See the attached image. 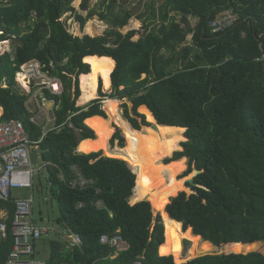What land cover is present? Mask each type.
<instances>
[{
	"label": "trees",
	"instance_id": "1",
	"mask_svg": "<svg viewBox=\"0 0 264 264\" xmlns=\"http://www.w3.org/2000/svg\"><path fill=\"white\" fill-rule=\"evenodd\" d=\"M76 1L0 2L2 120L24 124L36 143L34 160L45 164L59 210L57 224L83 241L74 250L52 241L48 264H180L202 255L208 256L184 264H264V0H166L159 19L154 12L149 20L126 11L125 4L115 14L117 0H112L109 16L100 15L112 28L96 37L76 36L62 20L66 14L77 16ZM88 3L83 0V11ZM224 10H233L239 21L215 34L210 21ZM171 13L182 20L170 21ZM96 15L78 16L81 29ZM134 17L143 23V33L123 34ZM190 19L196 20L194 27ZM9 41L14 53L3 46ZM92 56L115 61L112 94L104 101L108 96L100 90L101 99L78 107L79 78L91 73L84 59ZM32 60L64 87L61 96L42 91L53 103L49 130L31 121V95L16 82L21 67ZM103 101L109 119L123 131L124 148L108 146L113 133ZM119 101L131 102L135 115L148 125L145 115L151 126L138 131L139 121L124 105L132 128ZM183 128L187 141L180 151ZM174 153L172 162L162 163ZM186 158L188 173L201 172L193 194L186 193L185 182L196 170L178 179ZM75 170L87 182L84 187L73 186ZM181 191L166 215L167 201ZM2 210L10 219L7 238L0 234V264L13 248L14 204L0 201ZM103 235H120L128 249L116 256L114 248L101 243ZM183 240L191 243L185 255ZM249 251L256 252L235 254Z\"/></svg>",
	"mask_w": 264,
	"mask_h": 264
},
{
	"label": "built area",
	"instance_id": "2",
	"mask_svg": "<svg viewBox=\"0 0 264 264\" xmlns=\"http://www.w3.org/2000/svg\"><path fill=\"white\" fill-rule=\"evenodd\" d=\"M238 21L237 13L233 10H224L215 15L214 19L210 21L209 27L213 33L220 34L234 27ZM3 35L4 33L0 30V37ZM42 69V65L37 60H32L21 67V71L16 75V82L23 93L31 95L30 99L32 97L38 99L37 94L40 93L41 99L38 100H41V104L44 106L48 101L43 97L42 91L47 90L54 96H61L64 87L60 79L47 75ZM20 76H22V80L19 79ZM33 86L37 89L32 93ZM30 99L27 102L29 110V104L32 101ZM2 116H0V201L11 202L15 207L12 221L13 248L4 264H48L51 254L46 255L45 251L48 242V248L51 250L49 238L52 234L63 237V242L60 243L66 250L81 249L83 241L80 236L71 231L66 230L67 235H64L55 227L38 226L34 218L33 196L19 198L14 195L17 190L34 189L36 171L33 149L36 143L31 141L21 121L2 120ZM42 119L43 113L40 111V114L33 116L31 121L40 124ZM75 171L77 179L73 186L84 187L87 182L80 172ZM98 205L102 207L101 203ZM9 219V211L2 210L0 212L2 239H6L8 236ZM100 241L103 245L114 248L116 256L128 249L127 242L120 235L114 237L103 235ZM61 264L72 263L62 262Z\"/></svg>",
	"mask_w": 264,
	"mask_h": 264
},
{
	"label": "rangeland",
	"instance_id": "3",
	"mask_svg": "<svg viewBox=\"0 0 264 264\" xmlns=\"http://www.w3.org/2000/svg\"><path fill=\"white\" fill-rule=\"evenodd\" d=\"M1 1L2 0H0V2ZM82 2H83V0H77L73 4V7H75V9L77 11V16L75 14H73V15L66 14L62 18V20L67 24V27L71 33H73L76 36L77 35L83 36V35L87 34V35H90L92 37H96V36L104 35L107 31H109L112 28V25L109 22L100 20L101 14L109 16V13H110L109 5L112 2V0H89L87 11H83L81 9ZM165 2H166V0H117V3L113 7V9L115 10V14L118 15L121 13L122 5L125 4L123 9H125L126 11H132L133 13H135L136 17L141 16L142 19L149 20V18H151V15L154 12H156V18L159 19V12H160L161 8L165 7V4H166ZM89 11H93L97 15L93 19L89 20L87 22V24L85 25V28L82 30L80 27V21L78 20V16L85 18ZM169 20L180 22L182 20V15L177 14V13H171L169 16ZM150 21H152V20H150ZM190 22H191L192 27H194L196 25L195 19H190ZM142 27H143V23L140 21H137V19L134 17L130 20L129 25L127 27H125L124 29H122L121 32L123 34H127L130 30H137V31H141L143 33ZM191 41H192V37L189 36L187 38V43L191 44ZM13 43H14V41H9L8 43H5L3 45L4 48L6 49V52L14 53L15 49L13 47ZM185 46L186 45H184L183 47H185ZM182 48H180V49H182ZM180 49L178 51H180ZM98 85L99 86H98V98L97 99H101V97L99 96V91L101 90V92L103 94L108 96L107 98H103V100L109 101L110 100L109 96L112 94V82H110L109 89H104L103 79L99 75L98 76ZM79 89H80V78H79ZM80 93H81V89H80ZM37 96L39 99L41 97V94L39 93V94H37ZM31 99H32V101L29 104L30 111L34 114V116L39 115L40 111H41L43 113L42 121H47L48 118H50V116H51V113L53 110V103L48 102L43 106L41 104V100L35 99L34 97H32ZM79 99L77 100V106L78 107H86L90 104V102H89L88 104L81 106V105H79ZM37 100L39 103L37 102ZM104 101L102 102L103 111H104ZM119 102H120L119 108L121 110V115L126 120V122L129 124V122L125 118L126 108L124 107V105H127L129 113H130L131 107L129 106V103L127 101H119ZM31 106H33V107H31ZM104 113L106 116L105 118L107 120H109V122H110V128L112 129V133H113L111 135L109 142H108V146L110 147V149H114L116 146H119L120 148H124L126 146V138L123 135V131L116 124V121L110 120L105 111H104ZM141 115H143V114H141ZM143 116L145 118V121L147 122L146 116L145 115H143ZM137 120L140 123V130H138V131H142L144 127L151 126V124L150 125H144L141 118H139ZM117 127H118V129H117ZM184 135H185V132H184ZM184 142H186V140L181 142V148H182V144ZM180 151H182V149ZM180 151H176V152H180ZM100 153L102 154V156L110 158V157L106 156L103 152H100ZM175 153L170 158L162 160V163L168 164V163L172 162ZM119 160H121V159H119ZM33 161H34V167H35V171H36L35 176H34V184H35L34 189L33 190H17L14 192V195L16 197H19V198L33 196V198H34V218H35L36 224L40 227H48V226L55 227L62 234L67 235V231L64 230V228H62L61 226H59L56 222L58 215H59V210H58L57 203H56V201H54L52 199L51 194L49 192V188L47 186V172H46L45 164L42 162V160L40 158H37L34 160V157H33ZM194 170L195 169L192 168L191 173ZM188 171H189V159L186 158V169L178 175V179H183V178L188 177L191 174V173H188ZM187 188L189 190H192L191 187H187ZM180 193H182V191L176 193L175 196H177ZM186 193L190 194L188 192H186ZM175 196H173V197H175ZM49 240H51L50 241V247H51L52 241H57L59 243L63 242V237L61 235L52 234L51 237L49 238ZM48 244H49V242H48ZM48 244H47V250L45 251L46 255L51 254V250L48 248ZM261 244L264 246V243H261ZM181 247H182V252L185 255L189 251V249L191 248V243L188 240H183L181 243ZM261 250H263V249H261ZM249 252H254V251H249ZM249 252H247V253H249ZM225 254H231V253H225Z\"/></svg>",
	"mask_w": 264,
	"mask_h": 264
},
{
	"label": "bare ground",
	"instance_id": "4",
	"mask_svg": "<svg viewBox=\"0 0 264 264\" xmlns=\"http://www.w3.org/2000/svg\"><path fill=\"white\" fill-rule=\"evenodd\" d=\"M84 63L90 66L91 73L88 75L85 74L80 76L81 97L79 99V105L81 106L86 105L89 102L98 98L99 75L103 79L104 89H109L111 82L110 76L116 66V63L113 59L98 58L95 56L86 57L84 59ZM19 79L22 80V76H20ZM1 115L2 110L0 109V116Z\"/></svg>",
	"mask_w": 264,
	"mask_h": 264
},
{
	"label": "water",
	"instance_id": "5",
	"mask_svg": "<svg viewBox=\"0 0 264 264\" xmlns=\"http://www.w3.org/2000/svg\"><path fill=\"white\" fill-rule=\"evenodd\" d=\"M129 106L131 107V109H130V115H131V117L132 118H135V119H139L136 115H135V113H134V111H133V104L131 103V102H129ZM154 116V115H153ZM157 121V120H156ZM148 125H150V123L149 122H146ZM157 124H158V122H157ZM180 128V127H179ZM183 129H185V128H183ZM186 131H187V129H185V133H186ZM185 136V135H184ZM186 137V136H185ZM95 138H96V135H95ZM186 141H187V137H186ZM182 150H183V147H182ZM131 169V168H130ZM195 169V168H194ZM132 170V169H131ZM196 170V175L192 178V180L190 181V182H185V185H186V187H199L200 188V186H198V185H196L195 184V182H194V178L198 175V174H200L201 172L200 171H198L197 169H195ZM133 172V171H132ZM135 189H136V186H135ZM135 189H134V191H135ZM182 192H184V191H182ZM190 194H193V191L192 190H190ZM179 195V194H178ZM177 195V196H178ZM177 196H175V197H177ZM175 197H170L169 198V200H168V203L166 204V206H165V209H164V212H165V214L167 215V212H166V209H167V206L169 205V204H171V202H172V199L173 198H175ZM139 203V202H138ZM134 204H137V203H134ZM134 204H132V205H134ZM151 208H152V206H151ZM152 211H153V213L157 216V215H161V213H159V212H155L153 209H152ZM163 225H164V220H163ZM165 228V227H164ZM189 229H191V231H192V233L194 234V235H196L195 233H194V230H193V228H189ZM184 231V230H183ZM187 231V230H186ZM198 236V235H197ZM165 241H166V238H165ZM254 252H256V251H254ZM145 253H146V251H145ZM249 253H252V252H249ZM249 253H235V254H249ZM232 254V253H231ZM213 255H220V254H213ZM203 256H208V255H202V256H199V257H196V258H193V259H191V260H194V259H197V258H200V257H203ZM174 259V258H173ZM191 260H188V261H186V262H189V261H191ZM175 262V261H174ZM186 262H183V263H180V264H184V263H186ZM176 263V262H175ZM177 264V263H176Z\"/></svg>",
	"mask_w": 264,
	"mask_h": 264
},
{
	"label": "crops",
	"instance_id": "6",
	"mask_svg": "<svg viewBox=\"0 0 264 264\" xmlns=\"http://www.w3.org/2000/svg\"><path fill=\"white\" fill-rule=\"evenodd\" d=\"M0 109L2 110V115H3L4 111L1 107H0ZM40 124L44 125L45 126L44 129H46V130L51 129L53 127V124H54V119H53L52 113H51L50 118H48L47 121H42Z\"/></svg>",
	"mask_w": 264,
	"mask_h": 264
},
{
	"label": "flooded vegetation",
	"instance_id": "7",
	"mask_svg": "<svg viewBox=\"0 0 264 264\" xmlns=\"http://www.w3.org/2000/svg\"><path fill=\"white\" fill-rule=\"evenodd\" d=\"M128 121V120H127ZM129 122V121H128ZM130 124V123H129ZM131 125V124H130ZM133 128V127H132ZM117 129H118V127H117Z\"/></svg>",
	"mask_w": 264,
	"mask_h": 264
}]
</instances>
